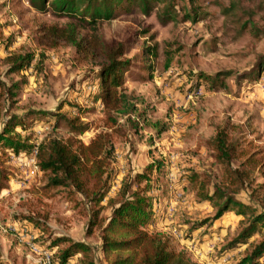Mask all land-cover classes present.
<instances>
[{
	"label": "rangeland",
	"instance_id": "1",
	"mask_svg": "<svg viewBox=\"0 0 264 264\" xmlns=\"http://www.w3.org/2000/svg\"><path fill=\"white\" fill-rule=\"evenodd\" d=\"M167 3L146 14L124 2L111 19L96 23L105 40L123 44L129 66L123 88L137 109L120 116L113 133L115 159L101 216H111L106 200L124 180L144 175L139 186H149L155 213L149 232L164 234L194 264H239L264 240V227L237 244L248 223L236 209L217 218L218 207L205 197L222 186L225 172L213 147L219 131L226 129L240 150L264 154V0H171L170 13ZM67 22L51 11L38 13L27 0H0V78L6 84L0 134L9 120L22 122L10 135L26 148L16 153L0 143L8 177L0 180V264H52L68 246H57L63 237L91 245L96 264H106L101 233L90 229L98 206L52 187L36 159L44 141L76 137L87 144L104 131L97 67L80 61L74 47L37 44L42 26ZM146 48L152 49L148 61ZM10 54L33 58L11 73L4 61ZM53 115L62 117L56 122ZM74 119L88 128L82 135L70 126ZM254 178L252 188L262 182ZM251 190L238 199L264 212V196L251 197ZM82 256L76 253L69 264H82Z\"/></svg>",
	"mask_w": 264,
	"mask_h": 264
},
{
	"label": "trees",
	"instance_id": "2",
	"mask_svg": "<svg viewBox=\"0 0 264 264\" xmlns=\"http://www.w3.org/2000/svg\"><path fill=\"white\" fill-rule=\"evenodd\" d=\"M27 1L38 13L51 11L55 16L68 20L62 26H42L37 36V44L46 50L63 46L74 47L80 61L93 63L97 67V77L101 83L100 100L105 117L104 131L96 134L87 144L76 137L44 141L36 156L41 172L50 175L52 187L68 188L71 194L80 195L89 203L98 206L90 229L97 228L101 233V251L106 264H194L185 252L176 251L164 234L148 231L155 213L153 199L148 194L149 186H139L141 179L146 176L138 175L134 180H124L116 195L106 200V207L112 210L110 217L101 216L104 207L100 206L107 197L106 177L115 159L113 133L119 127V117L131 115L137 109L134 96L123 88V75L129 67L123 44L105 40L98 33L96 23L111 19L115 10L124 2L137 6L146 14L151 12L154 4L168 2L167 13H170L173 7L171 0ZM88 30L89 33L83 34V31ZM151 53V48L144 49V58L147 61ZM32 58L33 56L10 54L4 61L10 67L9 71L15 73L28 66ZM261 66L264 67V63ZM4 87L6 84L0 78V90L3 91ZM61 117L53 115L56 122ZM16 121L18 120L11 119L7 122L4 132L0 134V143L19 153L26 148L10 135L16 125H23L22 122ZM69 123L77 136L88 129L81 125L78 119L70 120ZM213 147L217 152L216 157L225 167V172L222 186L215 188L214 193L206 196L205 200L218 207L217 218L222 217L228 210L236 209L237 214L244 218L242 224L248 223L236 240L239 244L242 239L251 238L258 228L264 227V212L256 214L259 206L253 203L248 205L238 199V195L251 189V197L262 199L264 196V154L261 150H240V144L230 141L226 129L218 132ZM237 160L241 162L235 167L234 161ZM256 174L262 182L252 188ZM7 178L6 168L0 163V180ZM260 203L264 205V200ZM27 220L36 226L41 225L33 218ZM56 243L57 246H68L58 249L52 264H69L76 253L83 255L80 260L82 264H96V255L91 245L74 243L67 237L59 238ZM263 257L264 240L239 264H258Z\"/></svg>",
	"mask_w": 264,
	"mask_h": 264
},
{
	"label": "built area",
	"instance_id": "3",
	"mask_svg": "<svg viewBox=\"0 0 264 264\" xmlns=\"http://www.w3.org/2000/svg\"><path fill=\"white\" fill-rule=\"evenodd\" d=\"M33 248V250L35 249L34 247H32Z\"/></svg>",
	"mask_w": 264,
	"mask_h": 264
}]
</instances>
